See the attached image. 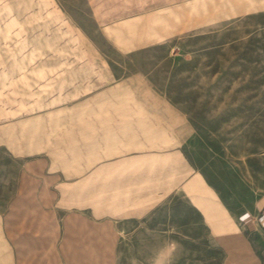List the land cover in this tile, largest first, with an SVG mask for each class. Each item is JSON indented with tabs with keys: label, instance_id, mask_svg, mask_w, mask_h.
Returning <instances> with one entry per match:
<instances>
[{
	"label": "rangeland",
	"instance_id": "obj_1",
	"mask_svg": "<svg viewBox=\"0 0 264 264\" xmlns=\"http://www.w3.org/2000/svg\"><path fill=\"white\" fill-rule=\"evenodd\" d=\"M29 62L102 79L0 120V264H220L264 231V0H0V65Z\"/></svg>",
	"mask_w": 264,
	"mask_h": 264
},
{
	"label": "crops",
	"instance_id": "obj_2",
	"mask_svg": "<svg viewBox=\"0 0 264 264\" xmlns=\"http://www.w3.org/2000/svg\"><path fill=\"white\" fill-rule=\"evenodd\" d=\"M66 31L74 41H79L73 29L69 27ZM69 48L72 52H81L73 45ZM65 64L29 62L0 65V120L47 109L95 87L102 79L99 72L93 70L89 75L82 66L68 71L63 68ZM242 228L244 231L239 233L236 243L229 245L225 240L221 244L220 264H264V231L261 232L260 224Z\"/></svg>",
	"mask_w": 264,
	"mask_h": 264
}]
</instances>
